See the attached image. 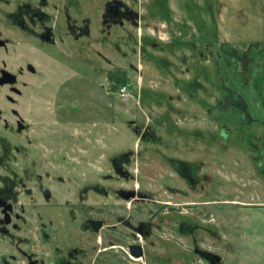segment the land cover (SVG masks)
Returning <instances> with one entry per match:
<instances>
[{
  "label": "rangeland",
  "instance_id": "rangeland-1",
  "mask_svg": "<svg viewBox=\"0 0 264 264\" xmlns=\"http://www.w3.org/2000/svg\"><path fill=\"white\" fill-rule=\"evenodd\" d=\"M134 8L143 21L120 40L118 33L108 37L105 55L110 63L99 65L91 52L94 61L87 68L74 64L60 69L59 77L51 74L56 76L53 80H44L43 170L72 172L76 209L71 223L66 222V210L44 211L57 218L65 215L57 232L59 247L81 246L89 264L127 263L116 249H110L126 245L114 240L111 228L88 233L83 226L87 216L103 218L102 208L112 207L114 212L122 204L117 212L125 217L136 208L139 221L153 214L154 247H148L147 259L135 264H208L201 258L188 259L185 238L174 224L193 218L200 225L203 250L221 257L222 264H264V160L263 168L257 162L262 143L248 142V137L258 140L262 130L255 125L243 130V118L237 115L243 110V74L252 65L245 55L248 46L255 62L251 75L259 76L264 64V0H138ZM117 67L128 70V99L119 96V87L113 92L106 80ZM193 80L200 85L193 86ZM233 85L238 104L221 114L223 109L213 105L218 100V107L226 106L222 97ZM158 92L174 99L170 103ZM212 93L217 99H212ZM248 102L252 118L264 121L263 99H258L260 107L252 99ZM226 126L230 137L226 134L223 139ZM145 132L154 133L156 139H142ZM53 143L56 152L51 153ZM130 151L138 157L127 169L134 181L109 178L114 175L110 158ZM65 156L67 161L62 162ZM194 156L216 179V192L183 196L167 190L165 186H181L165 158ZM52 159L57 162L51 164ZM84 184L90 187L85 196L80 190ZM121 190L134 191L140 204L122 198ZM137 191L148 193L149 201L141 200ZM188 202L216 205L192 211L194 215L160 208L164 203L177 207ZM206 216L214 220L208 222ZM111 217L105 218L114 224Z\"/></svg>",
  "mask_w": 264,
  "mask_h": 264
},
{
  "label": "flooded vegetation",
  "instance_id": "flooded-vegetation-1",
  "mask_svg": "<svg viewBox=\"0 0 264 264\" xmlns=\"http://www.w3.org/2000/svg\"><path fill=\"white\" fill-rule=\"evenodd\" d=\"M137 1L0 0V264H89V255L81 246L59 247L57 232L60 226H64L65 215L60 214L63 218H57L54 213H44L45 209L66 210V222L71 223L76 209L73 180L70 176L72 172L68 171V168L66 171L54 172L43 170V85L44 80L50 81L56 77H52L51 74L59 77L60 69L65 71V68L69 69L74 64L87 68L94 61L91 59V52L99 65L110 63L105 55L108 37L118 33L120 40L123 33L129 34L131 29H137L143 21V16L134 8ZM93 18L96 21L95 28ZM152 45L157 44L153 42ZM92 46H96L97 49L96 47L92 49ZM116 47L120 52L118 43ZM252 53L253 48L248 46L245 55L249 65L251 63L252 65L243 74V110L237 115L243 118L242 127H245L243 130L246 131L253 125L259 126L262 130L258 140L254 141L248 137V142L262 143V147L259 148L261 155L258 156L257 162L263 168L261 163L264 160V121L252 118L250 115L252 106L248 101L252 99L255 102L253 105L260 107L258 99L262 98L261 111L264 112V64L262 70H259V76L251 75L255 69ZM256 64L261 65L260 61ZM118 69L122 70L121 67H117L106 76L113 92L118 88L112 79V73ZM125 71L128 76V70ZM197 85H200L198 80H193V86ZM232 87H228L222 97L226 106L218 107L221 105L218 100L215 106L213 105L214 109H223L221 114L231 108L235 109L238 104L234 98H237L239 93L234 89L235 85ZM158 93L156 95H162L170 103L174 99L166 92ZM210 95L212 99L214 97L217 99L216 93ZM178 98L180 99V96ZM172 109L180 111V108ZM224 128L223 139L226 134L230 137L226 130L227 126ZM245 131L244 133L249 136L250 134ZM136 132H140L138 127ZM141 136L142 139L151 142L156 139L155 134L150 132H145ZM53 148L54 143L50 146L51 153L55 151ZM53 156L51 155L50 159ZM67 158L63 157L62 162L67 161ZM137 158V154L131 151L110 158L114 175L109 178L134 181L135 176L130 175L127 169L132 160L134 162ZM165 159L178 175L181 186H165L167 190L183 196L190 194L209 196L210 192H216L217 181L211 173L204 171L205 163L198 156ZM52 162L55 163L57 160L52 159L51 164ZM60 187L64 188L62 193L57 191ZM89 189L90 187L84 184L80 190L85 196ZM119 193L122 198L140 204L137 202L140 199L136 198L134 191L121 190ZM136 194L141 200L149 199L148 193L137 191ZM213 204L216 205L213 202H188L171 207L169 203H164L160 208L166 209L168 213L175 211L194 215L192 211ZM84 205L89 209V204ZM122 206L117 204L114 212L112 207L102 208L100 216L103 218L91 219L89 215L83 226L88 233L91 230L98 232L111 228L108 231L114 240L126 242L125 246L110 247L116 249L117 254L127 261L124 263L118 260L117 263L135 264L134 262L147 259L148 247H154L150 240L155 234L153 214L150 219L147 216L145 220L139 221L136 219L139 208H136L134 213L128 212V216L125 217L121 213L118 214ZM107 215L115 218L114 224L107 223L109 220L105 218ZM210 217L206 216V221L214 220ZM174 224L185 238L184 247L191 254L188 258L190 261L193 258H201L208 264H222L221 257L203 250L200 225L194 218L193 221L175 220ZM130 245L142 247L143 258L132 257L129 253ZM102 251L106 253L107 249Z\"/></svg>",
  "mask_w": 264,
  "mask_h": 264
},
{
  "label": "trees",
  "instance_id": "trees-1",
  "mask_svg": "<svg viewBox=\"0 0 264 264\" xmlns=\"http://www.w3.org/2000/svg\"><path fill=\"white\" fill-rule=\"evenodd\" d=\"M125 70H120L112 73V79L114 80V83L117 85V88L122 85H127V75Z\"/></svg>",
  "mask_w": 264,
  "mask_h": 264
},
{
  "label": "water",
  "instance_id": "water-1",
  "mask_svg": "<svg viewBox=\"0 0 264 264\" xmlns=\"http://www.w3.org/2000/svg\"><path fill=\"white\" fill-rule=\"evenodd\" d=\"M129 253L132 257L139 259L143 258V249L137 245H130L129 246Z\"/></svg>",
  "mask_w": 264,
  "mask_h": 264
},
{
  "label": "built area",
  "instance_id": "built-area-1",
  "mask_svg": "<svg viewBox=\"0 0 264 264\" xmlns=\"http://www.w3.org/2000/svg\"><path fill=\"white\" fill-rule=\"evenodd\" d=\"M118 94L121 98L123 99H128L130 94H129V90H128V86L127 85H122L119 87L118 89ZM139 239L141 240V238L139 237Z\"/></svg>",
  "mask_w": 264,
  "mask_h": 264
}]
</instances>
